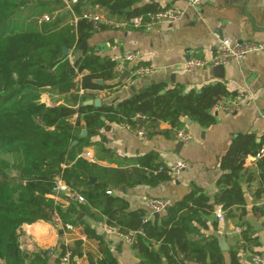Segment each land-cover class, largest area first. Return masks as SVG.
<instances>
[{
	"label": "trees",
	"instance_id": "1",
	"mask_svg": "<svg viewBox=\"0 0 264 264\" xmlns=\"http://www.w3.org/2000/svg\"><path fill=\"white\" fill-rule=\"evenodd\" d=\"M62 2L0 0V264H34L29 261L23 244L24 224L50 220L56 207L64 223H77L78 212L89 213L90 206L100 214L93 212L92 216L106 219L104 222L119 226L124 232L144 230L132 246L147 264H162V255L167 257L168 264L204 262L205 250L188 239L193 219L213 213L216 205L228 211L236 206L241 211L240 217L247 214L240 179L247 171L244 166L247 156L260 155L257 166L261 187L256 196L264 192V154H261L264 142L256 143L253 136L247 135L225 153L220 163L222 174L217 182L220 192L215 203H209L197 188L189 197L191 205L188 201L173 205L167 214L154 220L145 221V211H128L126 199L107 193L111 186L153 183L170 176L166 165L154 164L155 152L145 155L141 168L130 169L102 168L80 157L85 146L97 145L100 153L107 151L102 143L92 141L99 129L108 128L111 122L127 123L131 128L144 124L147 135L151 136L159 121H168L173 128L180 129L186 116L202 125H211L216 119L213 106L228 92L223 84H208L187 93L182 85H175L162 92L164 87L153 83L117 103L84 105L85 95L77 96L71 90L79 87L110 90L122 81L114 82L119 77L115 61L94 53H78L79 44L94 30L89 21L80 19L75 27L39 26L29 21L34 13L42 17ZM92 2L119 16L160 8L151 3L127 12L133 0ZM81 4L79 0L73 5L76 14L81 13ZM63 47L68 49L67 56ZM45 93L50 94L51 104L41 101ZM138 112L146 115L144 121L133 118ZM83 129L87 135L80 137ZM74 141L78 142L73 145ZM91 175H97L98 180L90 183ZM249 175L253 178L252 173ZM58 177L82 193L87 203L58 206L51 197ZM87 233L95 236L89 230ZM153 243H159L157 250ZM80 247L79 241L71 246L75 256H81ZM178 250L184 253L182 259L176 257ZM98 264L119 263L107 254ZM212 264H223V258L213 259ZM233 264H240L236 257Z\"/></svg>",
	"mask_w": 264,
	"mask_h": 264
},
{
	"label": "crops",
	"instance_id": "2",
	"mask_svg": "<svg viewBox=\"0 0 264 264\" xmlns=\"http://www.w3.org/2000/svg\"><path fill=\"white\" fill-rule=\"evenodd\" d=\"M81 13L93 10L108 17L119 19L126 16L111 14L108 8L94 4L92 0H81ZM154 3L160 8L173 6L184 12L181 19L173 24H159L150 30L136 28L93 30L89 37L78 46L79 52L98 54L118 63L120 58L130 52L137 53L135 60L128 64L132 69L139 65L151 66L155 72L144 78H127L122 84L107 90L81 87L71 90L78 95H85L86 100L100 99V106L117 103L127 99L140 88L156 83L164 87V92L175 85H182L185 93L199 90L208 84H223L227 96H236L243 92L248 99L242 101L241 108L232 112L212 109L215 122L202 125L188 116L183 118L184 125L175 129L168 121L161 120L151 136L141 140L127 123H108V128L101 127L92 141L102 143L107 149L100 153L99 146H85L83 152L92 150L98 166L111 169L141 168L142 160L150 152H155L154 164L171 165L184 161L186 167L177 176L161 178L153 183L130 185L120 183L111 186L112 195L128 201V211H145L148 215V200L164 198L168 206L158 216L167 214L168 209L183 201H188L193 189H199L209 200L215 203L220 192L217 184L222 174L221 160L230 147L247 135L254 137L256 143L264 142V50L251 53L240 61L225 63L222 75L215 72L216 66L189 72L183 68L188 58H205L213 56L221 38L227 37L237 41L253 40L264 44V0H202L198 7H192L186 0H133L131 9ZM159 8V9H160ZM80 14H76L65 2L55 6L45 14L58 16L54 19L57 26H77ZM53 23V22H52ZM76 44V42H74ZM41 101L51 104L49 93L42 95ZM84 101V102H85ZM83 102V103H84ZM95 106V105H94ZM127 124V125H125ZM185 130L193 135L190 142H183L177 137L178 130ZM103 137L104 139L102 140ZM264 150V146H263ZM264 154V151H263ZM260 155H248L245 160L247 171L241 175V187L246 201L247 214L240 217V209L234 206L229 211L224 209V220L215 216L214 207L211 214L200 215L193 219V226L188 239L198 248L205 250V261H186L187 264H212L213 259L223 258V264H233L234 258L240 264H252L255 253H264V192L256 196L261 187L257 161ZM89 161V160H88ZM92 162V161H89ZM249 172L253 174L250 179ZM96 177L97 175H91ZM85 203H78L86 204ZM59 204L69 205L66 194L59 197ZM91 211H79L75 228L70 233L71 246L81 242V256H75L74 264H98L107 254L115 257L119 264H147L139 256L132 244L117 234L105 232L106 219L95 218ZM97 214V213H96ZM100 215V214H97ZM254 216L261 227L255 229L248 217ZM236 227H242L237 231ZM23 244L29 261L34 264H59L58 248L63 239L62 231L50 220H38L24 224ZM87 230L91 232L89 236ZM225 238L226 248H221L219 235ZM158 249L159 243H153ZM171 255V253H170ZM182 259L184 253L176 252ZM162 264H168L165 255L161 256Z\"/></svg>",
	"mask_w": 264,
	"mask_h": 264
},
{
	"label": "built area",
	"instance_id": "3",
	"mask_svg": "<svg viewBox=\"0 0 264 264\" xmlns=\"http://www.w3.org/2000/svg\"><path fill=\"white\" fill-rule=\"evenodd\" d=\"M65 2L69 8L72 9V6L79 2V0H62ZM187 4L192 7H198L202 4V0H186ZM184 15V12L180 9H177L173 6H168L160 8L154 11H147L145 13L133 14L123 18L114 19L106 15L97 13L93 10H85L81 13L80 19H85L89 21L94 30H100L103 28H114V29H125V28H136L142 30H150L159 24H173L181 19ZM46 16V15H45ZM264 50V44L257 41L248 40V41H237L232 40L227 37L220 39L214 54L211 58H188L184 61L183 68L189 72L205 68L207 66H218L224 65L225 63L232 61H240L245 58L247 55ZM137 53L130 52L125 54L118 61L115 72L117 74H122L126 69L130 71L128 80L132 81L135 78H144L152 75L155 72V69L151 66L139 65L135 68L129 69L128 64L135 60ZM248 99V94L239 93L236 96H227L223 95L219 98L217 103L213 106V110H225L227 112H232L239 110L242 105V101ZM135 120L144 121L146 115L143 113H136L133 117ZM127 125V124H125ZM128 126V125H127ZM133 129V132L141 140L147 138V131L144 124L139 125ZM177 137L183 142H190L193 139V135L189 132L181 129L177 132ZM263 149L261 154H263ZM80 157H84L89 161L95 162L96 158L92 150L88 149L87 151L80 154ZM186 167L184 161H177L175 164L166 166V171L169 176H177L181 171ZM108 194H111V190H107ZM62 194H66L68 203H85L87 201L86 197L80 193L78 190L73 189L63 178L58 177L55 180V186L51 197L55 199L57 205L59 206V197ZM61 206V205H60ZM168 206V201L164 198H152L148 200V215L144 218L145 221L152 219L157 213L162 212ZM224 212L222 206H219L215 210V216L219 220H224ZM50 221L53 225L57 226L63 233V239L60 245L63 246L58 248L59 264H74L75 255L71 250V240L70 233L74 230L75 226L72 222H63L58 208L56 207ZM104 230L110 234H117L121 236L125 241L130 244L136 239L138 234H144V230H129L124 232L121 227L116 225H110L105 223ZM237 231H242V227H236ZM252 264H264V253H255L251 257Z\"/></svg>",
	"mask_w": 264,
	"mask_h": 264
},
{
	"label": "water",
	"instance_id": "4",
	"mask_svg": "<svg viewBox=\"0 0 264 264\" xmlns=\"http://www.w3.org/2000/svg\"><path fill=\"white\" fill-rule=\"evenodd\" d=\"M63 50H64V55L67 56V55H68V49H67V47H63ZM214 69H215V72H216L218 75L221 76L222 73H223L224 66H223V65H218V66H216ZM129 73H130V71H129L128 69H126V70L122 73V75L120 76V80H124V79H126V78L129 76ZM96 82H97L98 84H102V80H101V79H97ZM58 102H59V100L56 99V100H55V103H58ZM83 104H84V105H95V106L98 107V106H100V99L87 100V101H85ZM86 135H87V132H86L85 129H83L79 136H80V137H84V136H86ZM77 142H78V141H74V142H73V145L76 144ZM96 179H97L96 177H90V183H94V182H96ZM158 215H159V213L156 214V216H158ZM248 220H249L250 224H251L256 230L259 229V227L262 226V225L259 224L260 222H259L258 220H256L255 217L252 216V215L248 217ZM219 239H220L221 248H226L225 238L223 237L222 234L219 235Z\"/></svg>",
	"mask_w": 264,
	"mask_h": 264
},
{
	"label": "rangeland",
	"instance_id": "5",
	"mask_svg": "<svg viewBox=\"0 0 264 264\" xmlns=\"http://www.w3.org/2000/svg\"><path fill=\"white\" fill-rule=\"evenodd\" d=\"M37 15H38V13H34V15L31 16L29 21L34 23V24H37L39 26H42V25H45V24L46 25H51V24L55 25L54 19L56 17H54V16H58V14H55L54 16L53 15H49V14H47V15L45 14L46 16L44 15V16L41 17V15H40L39 18H38Z\"/></svg>",
	"mask_w": 264,
	"mask_h": 264
}]
</instances>
